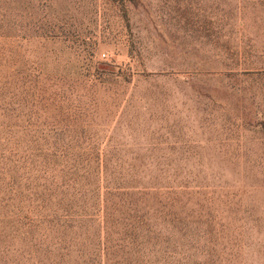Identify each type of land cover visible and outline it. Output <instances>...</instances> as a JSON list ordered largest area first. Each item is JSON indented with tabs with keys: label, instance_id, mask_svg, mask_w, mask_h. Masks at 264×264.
<instances>
[{
	"label": "rangeland",
	"instance_id": "obj_1",
	"mask_svg": "<svg viewBox=\"0 0 264 264\" xmlns=\"http://www.w3.org/2000/svg\"><path fill=\"white\" fill-rule=\"evenodd\" d=\"M0 264H264V0H0Z\"/></svg>",
	"mask_w": 264,
	"mask_h": 264
}]
</instances>
